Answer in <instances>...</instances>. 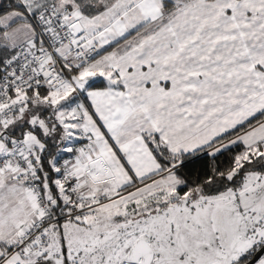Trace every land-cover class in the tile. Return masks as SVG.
Returning a JSON list of instances; mask_svg holds the SVG:
<instances>
[{
  "label": "snow or ice",
  "instance_id": "obj_1",
  "mask_svg": "<svg viewBox=\"0 0 264 264\" xmlns=\"http://www.w3.org/2000/svg\"><path fill=\"white\" fill-rule=\"evenodd\" d=\"M0 264H264V0H0Z\"/></svg>",
  "mask_w": 264,
  "mask_h": 264
}]
</instances>
